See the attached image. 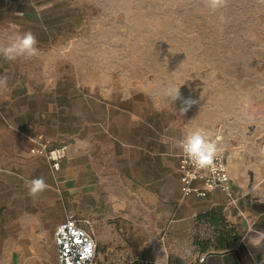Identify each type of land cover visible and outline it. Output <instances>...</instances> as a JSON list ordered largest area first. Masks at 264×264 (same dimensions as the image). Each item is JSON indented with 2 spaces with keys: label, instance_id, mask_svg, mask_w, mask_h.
<instances>
[{
  "label": "rangeland",
  "instance_id": "374dc122",
  "mask_svg": "<svg viewBox=\"0 0 264 264\" xmlns=\"http://www.w3.org/2000/svg\"><path fill=\"white\" fill-rule=\"evenodd\" d=\"M4 3L0 47L31 31L39 53L0 55L9 78L0 91V264L11 263L27 216L48 241L51 223L75 218L120 264L129 247L151 256L168 248L163 227H129V192L139 210L156 208L152 195L173 180L165 157L197 128L264 169V0H227L215 12L203 0ZM170 86L180 87L175 101ZM186 99L197 103L182 115ZM38 136L66 147L59 170L30 152ZM40 177L47 189L30 196L25 180ZM84 184L92 196L79 195ZM195 246L192 254L221 245Z\"/></svg>",
  "mask_w": 264,
  "mask_h": 264
},
{
  "label": "crops",
  "instance_id": "0c3cea01",
  "mask_svg": "<svg viewBox=\"0 0 264 264\" xmlns=\"http://www.w3.org/2000/svg\"><path fill=\"white\" fill-rule=\"evenodd\" d=\"M4 1L0 0V8ZM220 146L223 147L222 141ZM179 153L180 149L176 148L172 157H165L174 170L173 180L169 187L160 190L158 197L152 195L156 208L151 209L147 201L139 210L129 192V227H163V244L170 246L155 256L143 247L139 252L129 247V264H264V239L260 237L264 233V169L255 160L246 162L234 150H229L227 155L223 151L232 199L218 189L206 197L184 196L179 182ZM94 172L96 175L97 171ZM89 188L88 184L79 186V195L92 196L87 193ZM89 215L84 212L86 218ZM41 224L35 216L19 220L18 246L10 264H57L53 238L51 241L41 238ZM50 228L54 230L53 223ZM114 239L109 236L104 240L111 243ZM204 239L221 246L192 254L196 252L195 245ZM256 240L260 241L258 245L254 243ZM174 245L181 248L174 251L171 248ZM186 249L192 253L187 255ZM93 264H120V261H114L97 246Z\"/></svg>",
  "mask_w": 264,
  "mask_h": 264
},
{
  "label": "built area",
  "instance_id": "2783aa9c",
  "mask_svg": "<svg viewBox=\"0 0 264 264\" xmlns=\"http://www.w3.org/2000/svg\"><path fill=\"white\" fill-rule=\"evenodd\" d=\"M212 141L217 143L219 152L215 161L216 171L197 169L188 157L180 150L178 161L179 182L184 196L195 195L206 197L218 189L232 199L231 180L226 166L223 149L220 146L221 136L215 135ZM30 152L44 157L49 168L59 170L66 147H51L41 136L31 141ZM57 264H93L96 253L94 236L86 231L73 217L56 226L53 232Z\"/></svg>",
  "mask_w": 264,
  "mask_h": 264
},
{
  "label": "clouds",
  "instance_id": "9594fccd",
  "mask_svg": "<svg viewBox=\"0 0 264 264\" xmlns=\"http://www.w3.org/2000/svg\"><path fill=\"white\" fill-rule=\"evenodd\" d=\"M205 6L213 12L223 9L227 5V0H203ZM225 19L221 16V20ZM38 41L35 35L31 32H24L15 37L6 46L0 47V55L6 60L14 61L21 57H34L39 53L37 47ZM9 78L7 76H0V91H7L9 87ZM180 87L170 86L166 89L165 95L167 100L175 101L180 98ZM184 106L180 108V114H184L197 101L192 99L184 100ZM178 147L199 169H209L213 173L216 171L215 161L218 158L217 143L212 141L208 133L203 128H197L193 131L187 132L180 140L176 142ZM25 186L28 188L30 196H37L44 192L48 185L43 177L26 179ZM261 239H264V233L260 234ZM259 240L254 241L256 245ZM186 254L190 255L191 251L186 249Z\"/></svg>",
  "mask_w": 264,
  "mask_h": 264
}]
</instances>
